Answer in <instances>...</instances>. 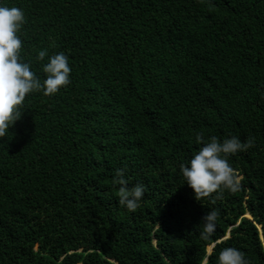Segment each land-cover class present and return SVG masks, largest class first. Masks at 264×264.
Instances as JSON below:
<instances>
[{
  "label": "trees",
  "instance_id": "trees-1",
  "mask_svg": "<svg viewBox=\"0 0 264 264\" xmlns=\"http://www.w3.org/2000/svg\"><path fill=\"white\" fill-rule=\"evenodd\" d=\"M0 3L24 10L41 82V49L72 67L0 138V264H217L224 247L264 264V0ZM198 133L252 141L227 157L237 192L197 200L185 183ZM117 169L146 186L134 211Z\"/></svg>",
  "mask_w": 264,
  "mask_h": 264
},
{
  "label": "clouds",
  "instance_id": "clouds-1",
  "mask_svg": "<svg viewBox=\"0 0 264 264\" xmlns=\"http://www.w3.org/2000/svg\"><path fill=\"white\" fill-rule=\"evenodd\" d=\"M25 22L21 7L0 3V138L5 137L10 126L21 117V106L27 95L35 91H42L46 96L54 95L71 83L72 67L64 51L50 56L47 49L38 51V60L47 57V63L43 65L46 74L43 82L32 70L31 62L22 58L24 42L19 32ZM51 46H55L54 41ZM196 140L202 142L201 147L187 163L181 165L183 179L193 189L195 198L201 200L213 193L222 195L224 190L237 192L240 180L227 157L251 146L252 141H242L235 135L223 141L216 136L205 140L199 133ZM115 182L120 185L119 204L134 211L144 196L146 186L138 183L129 188L124 169L116 170ZM216 217L215 210L204 214L201 236L208 238L215 231ZM217 264H250V261L240 249L224 247L219 252Z\"/></svg>",
  "mask_w": 264,
  "mask_h": 264
},
{
  "label": "water",
  "instance_id": "water-1",
  "mask_svg": "<svg viewBox=\"0 0 264 264\" xmlns=\"http://www.w3.org/2000/svg\"><path fill=\"white\" fill-rule=\"evenodd\" d=\"M226 237H227V236H226ZM210 251H211V248L208 249V252H210Z\"/></svg>",
  "mask_w": 264,
  "mask_h": 264
}]
</instances>
